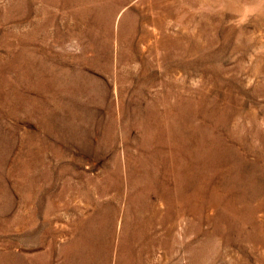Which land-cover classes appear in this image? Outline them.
<instances>
[{"label": "rangeland", "instance_id": "rangeland-1", "mask_svg": "<svg viewBox=\"0 0 264 264\" xmlns=\"http://www.w3.org/2000/svg\"><path fill=\"white\" fill-rule=\"evenodd\" d=\"M0 264H264V0H0Z\"/></svg>", "mask_w": 264, "mask_h": 264}]
</instances>
